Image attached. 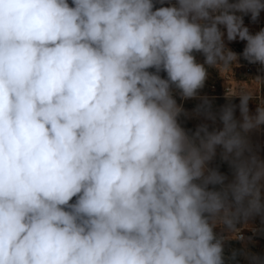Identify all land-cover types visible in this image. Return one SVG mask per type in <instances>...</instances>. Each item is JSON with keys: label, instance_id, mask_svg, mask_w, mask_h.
I'll list each match as a JSON object with an SVG mask.
<instances>
[{"label": "clouds", "instance_id": "9594fccd", "mask_svg": "<svg viewBox=\"0 0 264 264\" xmlns=\"http://www.w3.org/2000/svg\"><path fill=\"white\" fill-rule=\"evenodd\" d=\"M261 11L262 0H0V264L234 261L225 240L264 218L250 139L264 100L253 113L256 92L226 86L218 112L202 97L191 114L220 127L191 132L175 95L197 98L209 67L241 56L264 67V29L244 25ZM225 34L246 42L241 54ZM218 148L231 179L210 167Z\"/></svg>", "mask_w": 264, "mask_h": 264}, {"label": "rangeland", "instance_id": "374dc122", "mask_svg": "<svg viewBox=\"0 0 264 264\" xmlns=\"http://www.w3.org/2000/svg\"><path fill=\"white\" fill-rule=\"evenodd\" d=\"M264 2V0H262ZM160 5L157 4V7ZM166 6V5H165ZM244 25L248 27L251 34H255L261 29H264V11H261L260 17L256 22H252L250 16H244ZM221 30L224 31L223 27ZM245 41L228 42L225 34V44L227 48H230L237 54L243 52ZM197 59L199 62H203V56L197 54ZM239 67H233V69L219 70L213 67H209L208 78L205 82L203 89L199 90L198 97L195 99L182 100L177 94L175 98L178 104H181L185 111L189 113V116H181L180 121L186 130H191L194 132L196 128L202 123H208L210 130L212 127H220V123L217 120L215 125H212L211 121H206L202 116L197 117L191 115L194 113L198 105L202 104V97H207L211 102L212 110L218 112L219 109L226 103V86L227 94H231L236 89L240 87H245L256 92L257 100H252L249 102L250 111L254 113L255 108L260 100H264V88L260 91V86L253 80L256 76L264 77V67L259 64H250L245 61L242 56L239 60ZM162 75H164L162 73ZM232 103L239 104V97H233ZM237 117H239V110L236 111ZM252 145L254 149L258 152L259 156L264 159V126L260 130L255 131L250 136ZM221 149H217V156L211 162L210 167H216L218 170L227 175L231 179V170L228 164L220 159ZM74 202V201H73ZM237 228L240 234L245 237L243 241L238 239H226L225 240V255L230 256L234 251L237 253L236 259L234 261H226V264H249V261L241 254L247 251L252 254H256L261 258H264V218L257 216L250 219L246 223L241 221L237 224ZM216 232L221 233L222 229H215ZM223 234L228 235L227 231L224 230Z\"/></svg>", "mask_w": 264, "mask_h": 264}, {"label": "built area", "instance_id": "2783aa9c", "mask_svg": "<svg viewBox=\"0 0 264 264\" xmlns=\"http://www.w3.org/2000/svg\"><path fill=\"white\" fill-rule=\"evenodd\" d=\"M232 94V93H231Z\"/></svg>", "mask_w": 264, "mask_h": 264}]
</instances>
